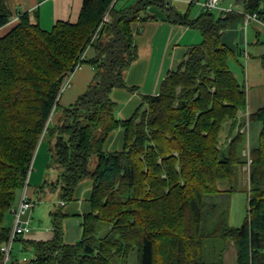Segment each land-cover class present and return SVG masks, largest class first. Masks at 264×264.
<instances>
[{"label": "trees", "instance_id": "16d2710c", "mask_svg": "<svg viewBox=\"0 0 264 264\" xmlns=\"http://www.w3.org/2000/svg\"><path fill=\"white\" fill-rule=\"evenodd\" d=\"M118 1L82 0L76 21L57 20L49 30L22 12L0 37V244L43 138L56 179L39 186L38 200L50 191L71 201L77 184L92 180L80 239L65 243L59 203L49 213L52 238L25 241L33 257L11 264H130L134 252L137 264H223L225 246L216 262L205 260L204 241L215 238L232 243L236 264H264V104L246 111L245 85L229 65L240 51L222 40L237 12L200 10L193 17L192 1L183 12L169 0ZM237 2L264 24V0ZM10 16L8 0H0V26ZM158 19L194 28L201 40L157 94L142 95L129 118H118L110 94L125 87L124 71L138 57L133 24ZM88 48L93 55L86 57ZM85 63L93 68L91 81L73 103L59 107L63 79ZM261 66L264 78V55ZM257 123V138L247 145ZM117 129L123 130L121 149L105 151ZM245 149L251 163L244 219L239 226L219 221L204 232L206 198L246 163Z\"/></svg>", "mask_w": 264, "mask_h": 264}, {"label": "crops", "instance_id": "0c3cea01", "mask_svg": "<svg viewBox=\"0 0 264 264\" xmlns=\"http://www.w3.org/2000/svg\"><path fill=\"white\" fill-rule=\"evenodd\" d=\"M179 11L187 9L193 0H169ZM201 1V0H198ZM231 3L222 0L221 7L237 12V16L223 31L222 40L231 49H239V54L233 58L234 72L239 80L245 85L248 113L254 112L264 104V78L261 66V56L264 55V24L258 19L246 20L240 4L237 0ZM11 16L8 22L0 26V37L18 21L22 12H28L29 20L38 23L41 28L49 30L57 20L76 21L82 0H8ZM232 4L237 5L239 10L231 9ZM246 22V24H245ZM201 34L198 30L179 24H171L158 19L147 22H136L133 24V43L137 48L138 57L124 71L123 78L125 87H115L111 91V98L116 102V116L121 119L129 118L141 103L142 95H155L159 91L160 84L166 74L177 68L183 59L186 50L194 44L199 43ZM93 55V50L88 48L85 56ZM93 68L89 64H81L69 75V84L61 90L59 96V107L71 104L81 94L93 76ZM60 110L56 109L51 115V123L59 117ZM250 126L247 134V145L256 140L257 127ZM259 129V128H258ZM228 123L225 124L221 141L227 137ZM44 139V138H43ZM123 144V130L112 131L104 145L105 151L120 150ZM48 143L44 145L42 140L32 163L25 193L33 204L23 215V220L28 221L30 231L16 239L12 244V262L28 260L33 257V251L26 247L25 241H46L52 238L49 213L53 208L46 202L36 205L38 200L36 193L39 186L45 181L51 182L56 179V172L47 167ZM244 173L248 184V172L240 168ZM92 189V180L89 178L81 180L73 194V200L63 202L62 210L66 214L63 220L64 241L73 244L81 237L83 214L90 210L88 198ZM22 190L19 193L18 203ZM236 196V197H235ZM235 197L236 207L241 204L245 208L244 196ZM58 203V204H59ZM40 212V213H39ZM240 211H233L235 222L233 226H239L241 221ZM35 220L31 221L32 217ZM40 219H39V218ZM49 218V220H48ZM12 213L5 220L8 227L12 224ZM237 221V222H236ZM25 250L31 252L26 259L21 253ZM16 251L20 255L16 254ZM235 249L230 241L225 244L223 259H234ZM11 262V263H12ZM236 262V261H235ZM10 263V264H11Z\"/></svg>", "mask_w": 264, "mask_h": 264}, {"label": "rangeland", "instance_id": "374dc122", "mask_svg": "<svg viewBox=\"0 0 264 264\" xmlns=\"http://www.w3.org/2000/svg\"><path fill=\"white\" fill-rule=\"evenodd\" d=\"M133 0H119L117 6H122L131 3ZM225 2L231 3L230 0H224ZM192 6H191V11L190 15L191 16H196L200 12V6L198 5V0H193L192 1ZM222 0H220V4H222ZM231 9L233 10H239L237 5L232 4ZM235 58V57H232ZM229 59V65L231 69L234 70V64H233V59ZM258 123L257 125H254L257 127L258 130ZM256 138H257V132H256ZM44 145L46 142L48 143V137H45L43 139ZM234 188L233 192H229L230 188ZM218 188L221 190V192L215 193L211 196H208L206 198V207H205V213H204V218L202 222V229L204 232L211 231L215 225L219 221H224L228 223L229 225L233 226V223L235 222L234 217H233V211H240L241 221L238 225H240L244 219L245 213H246V207L248 203V184L246 181V177L244 176V173L240 171V168L237 167L235 169V173L231 180H222L218 182ZM234 195L237 196H244L245 200V208L239 204L237 207L234 203ZM38 197V196H37ZM36 205H40V203H47L49 206L54 207L57 205L60 200L57 196L56 192H50L47 191L45 195H40V200L35 199ZM40 213V212H39ZM39 218V217H38ZM40 219V218H39ZM31 221L35 220V217L33 215ZM49 220V218H48ZM237 222V221H236ZM30 228V227H29ZM225 242L221 238H215V239H205L204 241V256L205 260L208 262H216L218 260L217 258L219 257V252L221 249L225 246ZM17 255H20L18 251H16ZM22 256H25L26 259L31 256V252L28 250H25L21 253ZM31 258V257H30ZM22 261V260H21ZM24 261V260H23ZM129 263L130 264H137L136 262V253H132L130 258H129ZM223 264H236L235 262V257L234 259H223Z\"/></svg>", "mask_w": 264, "mask_h": 264}, {"label": "built area", "instance_id": "2783aa9c", "mask_svg": "<svg viewBox=\"0 0 264 264\" xmlns=\"http://www.w3.org/2000/svg\"><path fill=\"white\" fill-rule=\"evenodd\" d=\"M198 5L200 6V9L203 11H210L214 12L217 15L230 11L229 9L223 8L220 5V0H201L198 1ZM249 19H257L256 15H246V20ZM104 21L109 20V15L105 14L103 17ZM246 24V22H245ZM78 64L76 66L79 67ZM69 84V76L65 77L63 79L62 83V89ZM243 130V129H242ZM243 155L246 157V163L242 165L243 169L245 171H249V165L251 163V158L249 156V151L247 149L243 150ZM29 173L27 175V179L29 177ZM26 187V186H25ZM25 187L22 189L21 197L16 204V206H13L11 209V213L13 216L12 224L9 227V231L7 234L6 239L0 244V264H10L12 262V244L13 242L21 237L22 235H25L30 231V228L28 226V221L23 220V215L32 207L31 201H29L26 193H25ZM63 203V202H61Z\"/></svg>", "mask_w": 264, "mask_h": 264}, {"label": "water", "instance_id": "95a60500", "mask_svg": "<svg viewBox=\"0 0 264 264\" xmlns=\"http://www.w3.org/2000/svg\"><path fill=\"white\" fill-rule=\"evenodd\" d=\"M63 79V77L61 76V77H59V80H62Z\"/></svg>", "mask_w": 264, "mask_h": 264}]
</instances>
